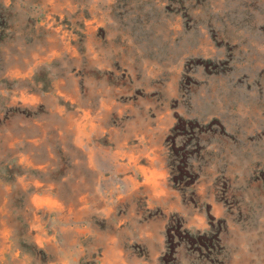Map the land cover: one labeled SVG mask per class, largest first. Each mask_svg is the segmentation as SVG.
Here are the masks:
<instances>
[{
  "label": "rangeland",
  "instance_id": "1",
  "mask_svg": "<svg viewBox=\"0 0 264 264\" xmlns=\"http://www.w3.org/2000/svg\"><path fill=\"white\" fill-rule=\"evenodd\" d=\"M0 264H264V0H0Z\"/></svg>",
  "mask_w": 264,
  "mask_h": 264
}]
</instances>
